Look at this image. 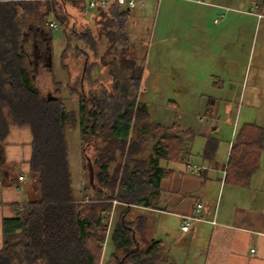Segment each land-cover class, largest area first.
Instances as JSON below:
<instances>
[{
  "label": "trees",
  "instance_id": "obj_1",
  "mask_svg": "<svg viewBox=\"0 0 264 264\" xmlns=\"http://www.w3.org/2000/svg\"><path fill=\"white\" fill-rule=\"evenodd\" d=\"M77 2L83 4L82 10L87 8L84 0H0V154L11 127L30 131V169L38 188L37 200L5 221L0 264H158L165 256L163 242H148L146 218L140 214L131 218V213L152 207L161 180L171 178L176 172L172 165L187 156L186 135L193 132L178 122L169 127L154 123L148 104L139 100L141 69L124 56L131 47L132 9L117 0L94 10L95 23L104 25L102 30H108L107 38L118 48L122 62L118 67L125 63L115 74L126 72L125 84L134 91L110 90L94 79L99 61L89 60L98 44L88 28L66 32L63 66L76 60L78 71L68 86V98L41 93L34 79L37 71L51 64V25L67 27L69 19L76 18L67 7L77 8ZM69 101L79 103L89 183L82 199L74 192L66 138ZM211 105L207 118L213 117ZM216 146L214 139L208 140L207 160ZM143 152L149 156L139 158ZM263 152L264 129L242 125L233 140L225 183L247 185L260 168ZM114 201L126 206L109 231ZM109 232L114 249L102 263Z\"/></svg>",
  "mask_w": 264,
  "mask_h": 264
},
{
  "label": "crops",
  "instance_id": "obj_2",
  "mask_svg": "<svg viewBox=\"0 0 264 264\" xmlns=\"http://www.w3.org/2000/svg\"><path fill=\"white\" fill-rule=\"evenodd\" d=\"M138 4L157 5L164 18L169 15L168 24L157 22L151 29L148 45L175 57L180 83L192 86L181 85L177 92L192 90L203 100L199 119L184 115L179 123L193 132L186 135L187 156L172 167L171 178L161 180L152 207L136 208L147 221L146 240L163 242L165 256L158 264H264V152L247 185L225 183L238 129L244 124L264 129V0ZM147 69L144 75H150ZM114 78L119 91L128 76ZM210 104L214 113L207 118ZM196 138L202 140L194 151ZM209 139L217 148L207 160L203 154ZM32 142L30 131L11 127L0 154V251L5 221L38 197L30 169ZM190 216L196 219L184 231Z\"/></svg>",
  "mask_w": 264,
  "mask_h": 264
},
{
  "label": "rangeland",
  "instance_id": "obj_3",
  "mask_svg": "<svg viewBox=\"0 0 264 264\" xmlns=\"http://www.w3.org/2000/svg\"><path fill=\"white\" fill-rule=\"evenodd\" d=\"M77 4V8H73L70 5L67 7L69 13L72 14V16L76 15V18H70L67 27L57 23L58 29H53L52 42H50L52 57L49 68L40 69L35 75L34 82L36 87L43 95L48 97L57 95L58 97L68 98V86L78 74L76 68L77 64L75 66L76 60H72L71 62L67 60L66 63L68 68L63 66L65 60L63 61L62 56L66 46L67 30L69 33L74 29L78 32H85L88 28L93 31V37L97 40L98 49L96 53H90L89 62L93 64L98 59L97 61H99V64L93 72V77L94 79H98L100 84H104L110 90L116 89L118 84L115 82L114 77L117 76L115 73L119 74L120 69L123 70L124 68L123 64L125 63H123L120 68L117 65L118 63H122L120 62L121 57L115 50L117 47L114 48V45H112L107 38L109 34H107L108 30L106 29L103 31L104 25L102 24L101 26L95 23L97 19H95L96 12L89 8L82 10L83 4L79 2H77ZM137 4L138 0L136 5ZM132 18L135 20L133 21ZM132 18L130 24V40L132 43L134 40V43L124 56H127V59H129L131 63H134L135 67L141 69L142 84L139 91V100L148 104L151 120L162 126H169L176 122L181 123L184 115L191 117L196 116L199 119L202 115L201 102L203 101L199 94L192 90L190 93L181 94L177 92L180 86L183 85V82L180 83L178 77L175 57L169 55L167 51L164 52L159 50L155 45L153 47L151 46V48L148 45L151 29L157 22L158 25L164 21L168 24L169 15H165L164 18L163 12H161L160 8H157V5L146 6L145 8L138 4L137 8L132 12ZM99 19L101 20V18ZM96 28H99V31L96 30ZM146 66L148 67L147 72L150 71V75L143 74ZM127 67H129V65H127ZM126 74V72L122 73V75ZM125 83L126 82L123 81L120 84V91L132 93L134 90L131 89V91L128 89ZM184 85L190 88L192 87L186 82ZM67 106L66 138L73 174L74 192L79 199H82L84 188L89 186V183L82 155L84 142L82 141L79 128V103L69 101L67 102ZM134 132H137L136 128ZM201 140L200 138H196L194 151H197L196 149L199 148ZM215 155L214 153L213 156L215 157ZM148 156V152L139 154V158L142 159ZM172 167L177 168L179 164H174ZM35 200H37V198H35L34 201ZM124 206L117 201L113 202V209L110 212L109 231L112 225L119 220L121 214L125 211ZM133 210L131 218L139 215L138 209ZM113 249L111 232H109L106 245H104L102 263L110 256Z\"/></svg>",
  "mask_w": 264,
  "mask_h": 264
},
{
  "label": "built area",
  "instance_id": "obj_4",
  "mask_svg": "<svg viewBox=\"0 0 264 264\" xmlns=\"http://www.w3.org/2000/svg\"><path fill=\"white\" fill-rule=\"evenodd\" d=\"M87 4V8L90 10H96L99 7L106 8L111 0H84ZM197 2H203V0H195ZM117 3L122 5L124 8L127 9H134L136 7L137 0H117ZM53 29H58V24L53 23L52 25ZM202 206L198 204L197 206V212L199 213ZM196 219V217H187L183 223L182 229L184 231H188L190 227V221Z\"/></svg>",
  "mask_w": 264,
  "mask_h": 264
},
{
  "label": "flooded vegetation",
  "instance_id": "obj_5",
  "mask_svg": "<svg viewBox=\"0 0 264 264\" xmlns=\"http://www.w3.org/2000/svg\"><path fill=\"white\" fill-rule=\"evenodd\" d=\"M40 47H41V46H37V47H36V50H39V49H40ZM114 89H115V88H114ZM115 90H116V89H115Z\"/></svg>",
  "mask_w": 264,
  "mask_h": 264
}]
</instances>
